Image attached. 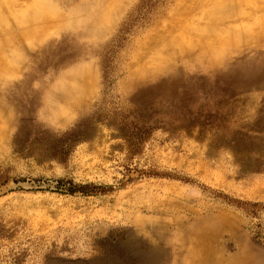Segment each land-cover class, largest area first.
I'll return each mask as SVG.
<instances>
[{"label":"rangeland","instance_id":"rangeland-1","mask_svg":"<svg viewBox=\"0 0 264 264\" xmlns=\"http://www.w3.org/2000/svg\"><path fill=\"white\" fill-rule=\"evenodd\" d=\"M263 39L264 0H0V264H264Z\"/></svg>","mask_w":264,"mask_h":264},{"label":"bare ground","instance_id":"bare-ground-1","mask_svg":"<svg viewBox=\"0 0 264 264\" xmlns=\"http://www.w3.org/2000/svg\"><path fill=\"white\" fill-rule=\"evenodd\" d=\"M215 6V5H214ZM263 35V34H262ZM261 40V39H260ZM264 40V39H263ZM223 44V42H220V44ZM221 48V47H220ZM219 60V59H218ZM218 60H216V61H218ZM237 260V259H236ZM236 260H235V258H231L229 261H227V262H225V263H222V264H237L236 263ZM254 262H252V258H251V260H250V258L248 257V253L247 252H245L244 254H243V257H242V262H241V264H253Z\"/></svg>","mask_w":264,"mask_h":264}]
</instances>
